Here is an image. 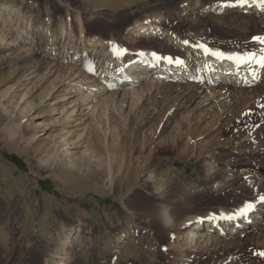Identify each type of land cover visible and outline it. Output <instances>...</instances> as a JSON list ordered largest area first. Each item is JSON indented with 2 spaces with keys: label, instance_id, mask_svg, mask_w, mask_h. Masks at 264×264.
<instances>
[{
  "label": "rangeland",
  "instance_id": "374dc122",
  "mask_svg": "<svg viewBox=\"0 0 264 264\" xmlns=\"http://www.w3.org/2000/svg\"><path fill=\"white\" fill-rule=\"evenodd\" d=\"M261 1L0 0V264H264L263 222L203 252L182 251L177 238L191 235L178 227L186 217L264 197V44L254 39L264 14L240 8ZM198 44L254 53L257 78L202 84L182 107L160 78L120 90L105 81L116 47L198 63L195 82ZM112 137L147 165L142 190L88 179L104 158L97 145ZM115 201L124 208L108 210Z\"/></svg>",
  "mask_w": 264,
  "mask_h": 264
},
{
  "label": "bare ground",
  "instance_id": "6f19581e",
  "mask_svg": "<svg viewBox=\"0 0 264 264\" xmlns=\"http://www.w3.org/2000/svg\"><path fill=\"white\" fill-rule=\"evenodd\" d=\"M236 8L238 9V6H236ZM240 8L243 10H250L248 11L250 13L260 12L264 14V2L262 1L254 4L245 3ZM140 30L147 36L149 34H155V31L152 29H144V27H141ZM53 41L55 40L52 39V42ZM169 41L175 42L178 46L177 48L183 50L187 49L188 53L189 46H186L184 42H177L172 40V38H170ZM191 47L192 46H190L191 53L193 54L195 60L197 62L201 61L204 68L203 70L199 68V70L194 72L195 75L197 74V76L194 77L196 78L195 82L192 78V70L198 66V63H196L194 69L191 68V70L188 64H185L186 59L181 60L182 63L176 64L174 62L175 58H173L172 63H169L168 59H166L168 57H163L157 60L151 54H147L146 58L145 56L135 55L122 56L121 50L116 49V47L109 50L114 63L109 65L106 63L103 64V66L107 65L109 69L105 81L112 87H116V89L120 90L128 88L137 82H148L150 78H160L168 82L167 84L172 87V93H182L175 97L176 100L178 99L177 105L182 107L190 102L194 94L200 92L204 84L210 86L222 83H233L236 81L241 82L243 80L252 82L258 76V71H252L250 65H247L248 61L239 62L237 60L227 58L219 59L212 55L209 57L205 55L203 51L200 52L198 49ZM262 70L264 73V68ZM202 75L204 76V79L200 80V76ZM182 81L189 82L187 87L184 89L181 87ZM75 92L78 94L79 91ZM79 95L85 97L84 100L88 97V94L82 91L78 94V96ZM97 96V94L93 95L91 99L94 100L87 105L88 107L85 109V114L94 112L98 108L99 103ZM152 107L147 112H142L143 118L140 117L141 120L138 121V125L136 127L149 120L150 115H152L151 111L154 110V106ZM77 120H79V118L73 119V122ZM134 124L136 125V123ZM97 146H99L98 151L101 156L100 158H104L99 162V168L97 171L90 170V173L85 172L87 173L89 180L93 177L95 181L100 182L101 178H109L108 182L110 184L113 183L114 187L122 189L125 194H131V192L135 191V189L142 190L143 183H151V179L142 181L140 172L146 168L147 165H139L137 161L138 158L131 155L130 152L128 153L127 150L124 149V139L112 137L105 139ZM103 154L106 155L104 156ZM83 163L84 164H81V167L84 169L89 168L90 164L88 159H85ZM91 189L93 191H98V188L92 187ZM115 203L107 206L108 210L116 208L118 204H120L121 208H124L118 201H115ZM246 204L247 203L240 204L231 210L222 211L218 214H207L203 217L193 216L182 219V221L178 224L179 229H189L191 230V235L184 233L182 235H178L177 238L183 242L182 245H179L181 250L203 252L210 250L213 247L216 248V244L221 240V238L223 236L228 237L230 232L234 234L233 237L235 239L240 237L244 233L242 232L244 230L254 233L255 228L260 227L262 222L264 223V200L261 198L256 199V201L251 203L252 207L250 210L245 212L243 215L239 214L240 210L243 209ZM228 216H232L233 218H225ZM165 223L169 224V220L166 219ZM106 228L112 229V227L109 226ZM183 260L182 264H188V260Z\"/></svg>",
  "mask_w": 264,
  "mask_h": 264
},
{
  "label": "snow or ice",
  "instance_id": "6c2138e0",
  "mask_svg": "<svg viewBox=\"0 0 264 264\" xmlns=\"http://www.w3.org/2000/svg\"><path fill=\"white\" fill-rule=\"evenodd\" d=\"M240 2H243V0H240ZM254 39L259 41L261 44H264V38L255 37ZM184 43L187 44L188 42L184 41ZM196 47L203 49L205 54L216 56L219 59L227 58V59L237 60L239 62L251 61V60L255 59V54L254 53H247V54H245L243 56H240V55L225 56V54L223 52L211 50V49L207 48L205 45L198 44V45H196ZM152 55L156 59H161V57L157 56L156 53H152ZM166 59H168L169 63L173 62V58H171V57H168ZM261 61L264 62V57L261 58ZM174 62L176 64L182 63V61L179 58H176ZM261 199L264 200V197H262ZM251 207H252L251 204H246L245 207L240 210L239 214L243 215L245 212L250 210ZM225 218L232 219L233 217L232 216H228V217H225ZM260 255H264V253H260Z\"/></svg>",
  "mask_w": 264,
  "mask_h": 264
}]
</instances>
